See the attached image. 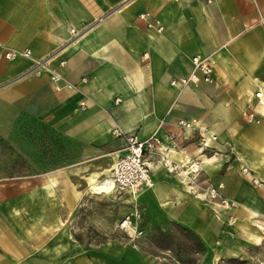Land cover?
<instances>
[{
    "label": "crops",
    "instance_id": "0c3cea01",
    "mask_svg": "<svg viewBox=\"0 0 264 264\" xmlns=\"http://www.w3.org/2000/svg\"><path fill=\"white\" fill-rule=\"evenodd\" d=\"M142 13L162 31L147 28ZM260 18L264 0H0V264H167L135 244L72 238L74 217L104 231L88 180L110 174L124 154L114 129L156 136L173 164L201 162L202 181L191 190L146 155L154 187L130 196L129 210L151 225L175 223L211 247L229 212L201 188L217 183L239 204L233 212L264 215V187L241 173L247 166L264 182V98L253 97L264 88ZM24 49L34 58L57 53L75 89L56 92L47 74L22 75L29 59L3 57ZM194 56L211 59L214 83L172 87ZM246 109L260 123H246ZM180 119L206 125L217 141L201 150L193 133L177 127ZM38 137L49 143L42 162L29 159Z\"/></svg>",
    "mask_w": 264,
    "mask_h": 264
},
{
    "label": "rangeland",
    "instance_id": "374dc122",
    "mask_svg": "<svg viewBox=\"0 0 264 264\" xmlns=\"http://www.w3.org/2000/svg\"><path fill=\"white\" fill-rule=\"evenodd\" d=\"M33 140L35 151L30 156L33 158L29 159L39 162L47 160L48 138L38 137ZM202 172L198 183L202 181ZM250 173L253 174L252 171ZM108 174L109 172L107 177L110 176ZM244 177L252 186L264 187V182L260 181L261 186L257 183L253 185L246 176ZM130 196L128 192L116 188L113 192L99 194L97 204L103 216L98 219L104 224V231H96L95 222L89 217H74L71 221L72 238L83 243L135 244L142 251L162 259L167 264H264V215L248 216L233 212L239 204L233 210L216 205L229 213L226 219L219 221L223 233L211 247H207L195 234L179 225L170 223L164 228H157L146 221L140 212V236L120 230L118 224L133 212L129 210ZM229 216L232 220H228Z\"/></svg>",
    "mask_w": 264,
    "mask_h": 264
},
{
    "label": "built area",
    "instance_id": "2783aa9c",
    "mask_svg": "<svg viewBox=\"0 0 264 264\" xmlns=\"http://www.w3.org/2000/svg\"><path fill=\"white\" fill-rule=\"evenodd\" d=\"M149 14L142 13L138 18L146 22L147 28H153L156 32L160 33L162 28L157 24L148 22ZM264 21V18H260V22ZM73 38L77 37L79 33L75 30H71ZM57 53L53 52L43 58L32 57L28 49L21 51H6L3 54L5 60H15L18 58L29 59L31 62L30 67L22 74L23 76L38 77L42 74H47L49 77L50 85L56 92L64 90H73L75 87L68 83L61 70L65 66V61L57 58ZM142 59H146V55L142 56ZM56 62V66L53 63ZM214 70L213 64L209 57L194 56L191 58V71L187 76L173 79L170 81V85L176 89L182 91L190 87H197L199 83L213 84L214 83ZM81 82H86V78H83ZM254 99L260 100L264 98V92L257 90L254 93ZM118 102V100H116ZM85 106L83 103L79 104V108L83 109ZM243 120L246 123H258V113L252 109H246L241 113ZM177 127L182 131H188L193 133V138L198 144L201 150L209 149L212 143L217 141V136L211 132V130L204 124H201L197 120L180 119L177 122ZM112 135L115 137H124L125 146L124 154L119 158L110 170V179L115 185V188L119 191H126L131 196L138 194L144 189H150L154 187V182L151 176V166L146 160V155L151 158H158L157 162H160L162 166L170 173H173L177 177L186 182V185L194 190L199 183L198 178L201 169V162H188L184 166L176 165L170 162L167 158L162 156L159 149V140L156 136H151L147 140H140L136 134L125 135L118 129L112 131ZM231 152V150H229ZM229 152V153H230ZM233 155V154H232ZM241 172L246 176L250 170L248 167L243 166ZM253 185H256L254 180H251ZM224 185L217 183L214 185H208L201 188L202 196L210 203L215 204L226 210H233L236 206L235 202L225 197L223 194ZM140 214L138 211L126 215L118 224L120 230L128 231L133 235L140 236L142 231L138 228V220ZM228 220H232L229 216Z\"/></svg>",
    "mask_w": 264,
    "mask_h": 264
},
{
    "label": "bare ground",
    "instance_id": "6f19581e",
    "mask_svg": "<svg viewBox=\"0 0 264 264\" xmlns=\"http://www.w3.org/2000/svg\"><path fill=\"white\" fill-rule=\"evenodd\" d=\"M261 91H264V88H261ZM260 102H261V100H260ZM258 123H260V121ZM258 123H250V124H258ZM250 171H252L253 174H251L249 172L246 175V178L249 179V181L254 180L258 186H261L258 175L251 168H250ZM109 177L110 176L107 177V175H106V177L104 176L102 178H98V177L90 178L88 180L89 186H90V191L95 195L96 194L99 195V194L109 193L111 191L113 192V190H115V185L112 183V180ZM133 196H136V194ZM243 205H244V207L248 206V208H250V209L252 208L251 206L245 205L244 203H243ZM254 209L251 210L253 215L259 214L260 211H255L257 209H255V210Z\"/></svg>",
    "mask_w": 264,
    "mask_h": 264
}]
</instances>
